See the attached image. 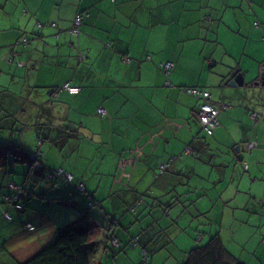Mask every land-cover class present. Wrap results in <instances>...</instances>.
<instances>
[{
  "label": "crops",
  "instance_id": "1",
  "mask_svg": "<svg viewBox=\"0 0 264 264\" xmlns=\"http://www.w3.org/2000/svg\"><path fill=\"white\" fill-rule=\"evenodd\" d=\"M79 13L85 16L73 34ZM165 63H172L168 74ZM238 76L242 83L232 85ZM263 77L264 0H0L1 139L10 134L7 145L37 152L44 174L62 168L81 180L85 201L100 197L104 209L109 202L114 209L150 206L145 221H160L162 241H173L171 230L187 213L202 218L205 228L191 222L184 246L177 245L181 264L215 234L233 260L264 264ZM65 83L80 92L59 90ZM186 87L228 106L213 134L200 122L201 100ZM104 173L115 177L112 193L128 199L102 198L95 182ZM69 185L65 198L73 202ZM18 212L34 227L24 235L33 233L38 245L29 250L17 229L0 235V264L29 258L61 225ZM122 221L110 264H129L130 250L141 254V247L154 252V264H165L156 258L168 244L152 245L153 227L134 245L128 242L136 234ZM225 221L237 248L228 244ZM244 228L251 229L247 237Z\"/></svg>",
  "mask_w": 264,
  "mask_h": 264
},
{
  "label": "trees",
  "instance_id": "2",
  "mask_svg": "<svg viewBox=\"0 0 264 264\" xmlns=\"http://www.w3.org/2000/svg\"><path fill=\"white\" fill-rule=\"evenodd\" d=\"M40 142H42V140H40ZM9 154L13 156L11 157ZM27 160L31 161L32 164L35 163V165L40 164V167L35 171L36 175L40 178V183H43V185L41 184L42 192L39 195L40 197L46 199L47 202H51L56 206H63V204H66L72 208L76 206L75 204L77 201L72 202V200H69L71 203L67 202L68 200L66 198L68 196H65V187L58 189L57 187L59 185L61 186V184H59V181L56 180V178H63L64 181L66 179V182L72 183V187L74 189L76 188L78 191L86 190V188L81 189L79 187L82 182L77 180L74 181V177L72 181H69L63 175H58V171L64 170L62 168H51L49 172L50 176H47V174H44L43 172L44 164L40 161L39 154L37 152L34 155H26L25 151L18 144L10 145L8 149L0 147V168L9 167L15 163H22V161L27 162ZM31 170L33 171V169ZM65 173L69 172L65 171ZM12 184H14L16 188L13 187ZM12 184L11 187L17 191H14L8 196L2 195L5 197V200L10 204L15 205L14 207H16L21 212H26V207H28L31 211L33 210L38 213L40 207L35 206L36 208H33L29 197H27L28 192L32 194V197L36 195L34 188L28 189L26 185L15 184L13 182ZM1 192L2 190L0 189V194ZM71 193L74 192L70 190L68 194ZM94 201L95 200L84 201L85 204H87L85 212H83L79 206L75 207L80 209L79 212L81 213L75 221H70L65 226L58 225L55 237L51 242L46 243L29 258L23 261H18L16 264H95L96 258L101 252V249L105 248V252H110L111 249L112 252L113 250L115 251L116 246L113 241H117L115 238L117 231L119 228L123 227V224H120V218L116 217L113 213L108 214V211L105 209L103 210L102 214H97L95 210H91V208L95 205L94 203L92 204ZM129 210L131 213L137 212V209L135 208ZM125 211H127V209ZM8 219H11V217ZM154 223L161 224L159 220L154 221ZM28 224L29 223H27V226L25 227L28 230L33 231L34 227L31 224ZM148 237L153 238L149 233ZM128 243L139 245L140 235L132 237L131 241ZM143 248L144 247H141L142 250ZM149 253L151 254L150 250L147 248L146 250L142 251V254L145 256L141 260L140 264H152ZM98 262L99 264H103L100 260ZM183 264L245 263L236 259L233 260L220 236L215 234L211 236L210 240L206 244H198L197 246L191 248L187 252V256Z\"/></svg>",
  "mask_w": 264,
  "mask_h": 264
},
{
  "label": "rangeland",
  "instance_id": "3",
  "mask_svg": "<svg viewBox=\"0 0 264 264\" xmlns=\"http://www.w3.org/2000/svg\"><path fill=\"white\" fill-rule=\"evenodd\" d=\"M2 130L0 129V132ZM30 128H28V130L24 131L23 136L26 137L27 135H29L30 133ZM10 137V134H6L4 135V137H0V144H2V146H0L1 148H5L8 149V145L10 144L8 143V141H3L5 139H8ZM18 144V143H17ZM172 163V162H171ZM171 165V164H170ZM170 165L168 166V168L170 167ZM168 168H165L162 171L167 170ZM33 169V171L31 170ZM37 170V166L30 162H24V163H20L19 165L16 166V163L13 165H10L9 167H3L0 168V189L2 190L1 194H0V235L3 236H11L12 232L14 229H17L20 231V234L18 235V237L20 238V240L23 241L28 239V242H25L28 245L29 250L32 249L33 246H37L38 245V239L36 238L37 236H34L33 233L29 232L26 233L29 235V238L27 235H24L25 233L22 231L27 222L28 219L25 218V216H21L19 215V212L17 209H14V206L10 203H8L5 200V197L2 195H11L15 190L14 188L11 187L12 182L15 184H23L26 185L28 189L34 188V192L36 193V195L34 197H32V194H30V192H28V196L30 199V202L33 206V208L36 207H40L39 212H35V211H31L30 208L26 207V212L30 213V215H32L33 218H35L36 220H39L40 222L43 223V221L48 222L49 224L54 223V224H58L60 223L62 226H65L68 222H72L75 221L77 219V217L81 214L79 212L80 209H77L75 207L79 206L80 208H83V212H85L86 210V206L87 204H85V200L90 199V195L88 194V192H84L81 190H76V188L74 189L76 192L75 195L76 197V206H74L73 208L70 206H66V204H63L62 207H59V209L56 211L55 207H50L49 206V202H47L46 199L40 197V193L42 192V185L43 183H40V178L39 176L36 175L35 171ZM13 171H15V173H13ZM30 173V174H29ZM32 174V175H31ZM31 175V176H29ZM47 176H50V173H47ZM36 179V180H35ZM56 180L59 181V178H56ZM115 177L110 176L108 177L107 173H104L102 178H98L95 182V185L99 182V188H98V192L102 195V198H109L110 200H112L115 197L114 202L116 204H118L119 200H123V199H128L129 195H127V198L125 197H120L118 199L119 196H121L120 194H117L116 192L112 193V190L110 189L111 184L114 182ZM61 183L63 184V188L65 187V189L68 188V184H70L69 186L72 187L73 184L72 183H68L66 182L67 180L65 179L62 180L60 179ZM77 181H81V180H77ZM76 181V182H77ZM42 184V185H41ZM72 185V186H71ZM141 196V194H138V199ZM86 197V199H84ZM100 197H95V201L92 202V204L94 203L95 205L91 208V210H96L95 212H97L98 214H102L104 208L102 209L101 206V199H99ZM105 203V202H104ZM124 205H126V203H122V205L118 204V208L114 209L115 206L109 202V209H105L108 211V214H114L116 217L120 218V220H123V223H126V225L128 227L131 228L132 230V234H136L142 236L143 235V230L146 229V227H153L152 230L147 231L150 236L153 237V239L155 241H153V244H157V245H164V244H168V250L163 251L164 253H166V256L164 255V253H162L161 255L157 256V260H161V261H165V264H181L180 259L177 257L179 255V252L177 250V245L180 246H184L185 244V239L187 236H189L190 230L194 229L193 226H191V222H194L195 225H197V223L200 224V226H202L203 228H205L206 223L202 221H200V219L202 218H198L196 217L195 219H193V217L191 216V213H187L184 217V219L180 220V225H182V227L178 226V225H171V227H173L171 230V236L173 238V241L167 240V241H162L163 238V234L161 233V231L163 232V226L161 224H153V223H147L145 220H147L149 217V214L153 213L151 212V207H139L137 206L138 210L136 213H131L130 210L127 208V211H125L126 208ZM152 205V204H151ZM36 206V207H35ZM98 206V207H97ZM154 211V210H153ZM158 211V212H157ZM156 212L159 213V210H157ZM5 212H8L11 219H6L5 218ZM26 212H24L23 214L25 215ZM127 212L128 215L124 216V213ZM105 213V211H104ZM152 217V216H151ZM51 219V220H50ZM132 221L134 222V224L132 225ZM228 221H225L223 223V226L225 225V227H223V231L224 234L228 240V244H230L231 248H237V245L235 243L234 240L231 239V235H232V231L226 226V224H228ZM45 224V222H44ZM49 226H46V228ZM178 227V228H176ZM201 227V228H202ZM185 229V230H183ZM251 229L248 228H244L243 230H241V234L242 237H247L250 234ZM45 232H47V236L50 235V231L48 232V230H46ZM36 233V232H35ZM35 238H34V237ZM144 237V235H143ZM1 239V238H0ZM40 244H42V241H40ZM133 247L130 246L128 248V250ZM105 248L101 249V252L99 253V255L96 258V263L95 264H99V260L101 261V257ZM167 249V248H166ZM110 250V249H109ZM122 254L125 253L124 249H121ZM127 250V251H128ZM140 252L138 249H131L130 250V260H128L129 264H136L138 263L140 260H142L144 258V254H142V249L140 248ZM112 249L110 250V256L103 259L101 262L103 264H110V260L112 262ZM152 255L154 256V252H151ZM151 257V255L149 256ZM151 260L152 257H151ZM1 261H5V259H1ZM6 261H9L8 259H6ZM16 264V263H15ZM114 264H118V262H114ZM120 264H122V261L120 259ZM152 264H154L152 262Z\"/></svg>",
  "mask_w": 264,
  "mask_h": 264
},
{
  "label": "built area",
  "instance_id": "4",
  "mask_svg": "<svg viewBox=\"0 0 264 264\" xmlns=\"http://www.w3.org/2000/svg\"><path fill=\"white\" fill-rule=\"evenodd\" d=\"M85 14L84 13H79L74 20V26L71 29V32L73 34H78L79 32V26L82 24L83 19H84ZM168 66H172V63H168ZM59 90H66L67 92H69L70 94H77L80 92V88L76 87V86H72L70 83H65L62 87L59 88ZM59 92V91H58ZM192 93H196L199 95H204V96H208V93H206L204 90L202 89H193L192 91H190ZM227 105H219L216 106L215 104H207L203 106V112L200 115V119L201 122L204 126V130L208 133V134H213L215 132V130L217 129V127L220 125V120H219V114L222 110H224L225 108H227ZM100 113H103L104 110L103 109H99ZM253 118H257V114L253 113ZM252 146V145H250ZM40 167V164H37V168ZM58 175H63L64 177H66L69 181H72L73 176L69 173H65L64 170H60L57 173ZM13 187L16 188V186L14 184H12ZM79 187L81 189H85L84 184H80ZM5 216L7 218H10V215L8 212H5ZM31 227V226H29Z\"/></svg>",
  "mask_w": 264,
  "mask_h": 264
},
{
  "label": "bare ground",
  "instance_id": "5",
  "mask_svg": "<svg viewBox=\"0 0 264 264\" xmlns=\"http://www.w3.org/2000/svg\"><path fill=\"white\" fill-rule=\"evenodd\" d=\"M168 63H165L163 66H164V69H165V71H166V73L168 74L169 72H170V70H171V67L172 66H168L167 65ZM193 89H195V88H193V87H186L184 90L189 94V95H192V96H194V97H197V98H199L200 100H201V105H200V108H199V116L201 115V113L203 112V106L204 105H209V104H213L214 105V103L212 102V99H211V93L209 92V91H207V90H204L206 93H208V96H204V95H199V94H196V93H192V92H190V91H192ZM203 90V89H202ZM200 122H201V119H200ZM201 124H202V122H201ZM203 125V124H202ZM204 127V126H203ZM39 144H40V142H39ZM177 158H179V156H175V160L177 159ZM174 160V158L171 160V162ZM171 162L170 163H167L166 165H163L162 166V170H164L167 166H169L170 164H171Z\"/></svg>",
  "mask_w": 264,
  "mask_h": 264
},
{
  "label": "water",
  "instance_id": "6",
  "mask_svg": "<svg viewBox=\"0 0 264 264\" xmlns=\"http://www.w3.org/2000/svg\"><path fill=\"white\" fill-rule=\"evenodd\" d=\"M263 80H264V77H263ZM242 83V79H241V77L240 76H238L237 78H235L234 79V81H232V85H236V84H238V83Z\"/></svg>",
  "mask_w": 264,
  "mask_h": 264
}]
</instances>
